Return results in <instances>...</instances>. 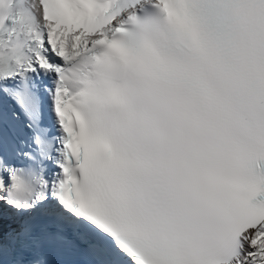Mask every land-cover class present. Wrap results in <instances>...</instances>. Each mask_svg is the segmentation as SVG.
I'll use <instances>...</instances> for the list:
<instances>
[{
	"label": "snow or ice",
	"instance_id": "6c2138e0",
	"mask_svg": "<svg viewBox=\"0 0 264 264\" xmlns=\"http://www.w3.org/2000/svg\"><path fill=\"white\" fill-rule=\"evenodd\" d=\"M0 264H264V0H0Z\"/></svg>",
	"mask_w": 264,
	"mask_h": 264
}]
</instances>
